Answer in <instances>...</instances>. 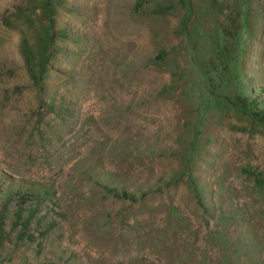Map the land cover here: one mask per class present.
Returning <instances> with one entry per match:
<instances>
[{
	"label": "rangeland",
	"instance_id": "1",
	"mask_svg": "<svg viewBox=\"0 0 264 264\" xmlns=\"http://www.w3.org/2000/svg\"><path fill=\"white\" fill-rule=\"evenodd\" d=\"M138 1L0 0V264H264V189L243 179L264 175V127L216 104L180 5ZM247 9L224 24L264 101V0Z\"/></svg>",
	"mask_w": 264,
	"mask_h": 264
},
{
	"label": "trees",
	"instance_id": "2",
	"mask_svg": "<svg viewBox=\"0 0 264 264\" xmlns=\"http://www.w3.org/2000/svg\"><path fill=\"white\" fill-rule=\"evenodd\" d=\"M215 2L217 3L218 0H178V2L174 0H157L153 5L146 6L145 2L142 3L139 0L136 4V10L149 11L152 14H166L175 9L177 4L180 5L183 10L180 26L189 40L194 62L203 75L206 89L213 96L216 104L220 105L221 108L232 109L256 125L264 127V101L262 99L257 100L250 90L246 91L243 88V74L239 61H236L237 57L238 59L241 58L243 46L239 42L240 49L238 47L239 51L236 53L234 49H229V44H231L229 36H234V34L230 33V25L226 24L228 22L235 23L236 33L240 31V28L248 25L247 0H239L235 3V17H228L220 22L219 17H216L214 22H209L206 18L208 10L219 8V4L216 6ZM220 12V10L216 11L217 16L220 15ZM221 16L225 17L222 13ZM224 21L226 24H224ZM158 58L159 55L147 60L145 66L155 64ZM44 64L45 61H42L39 69L40 75L36 80L41 87L40 95L42 98L45 94L44 87L41 86L44 82L42 77ZM243 179L250 185V189H257L258 191L264 189V175H244ZM188 184L193 199H195V204L202 208L206 220H218L219 218L210 211V206L202 202V194L199 191L196 178H189ZM21 188L19 193L22 194L30 187L21 185ZM101 188L112 199L121 198L133 202L139 200L137 193L131 190L122 189L118 191L107 185H101ZM34 192L37 196H40L42 189L39 188Z\"/></svg>",
	"mask_w": 264,
	"mask_h": 264
}]
</instances>
